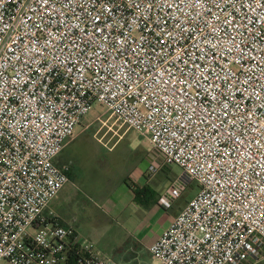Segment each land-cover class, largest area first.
Returning a JSON list of instances; mask_svg holds the SVG:
<instances>
[{
  "label": "built area",
  "instance_id": "obj_1",
  "mask_svg": "<svg viewBox=\"0 0 264 264\" xmlns=\"http://www.w3.org/2000/svg\"><path fill=\"white\" fill-rule=\"evenodd\" d=\"M96 104L199 186L155 260L264 264V0H0V263L121 264L48 211Z\"/></svg>",
  "mask_w": 264,
  "mask_h": 264
},
{
  "label": "rangeland",
  "instance_id": "obj_2",
  "mask_svg": "<svg viewBox=\"0 0 264 264\" xmlns=\"http://www.w3.org/2000/svg\"><path fill=\"white\" fill-rule=\"evenodd\" d=\"M72 140L61 158L75 161L73 178L86 210L84 213L81 208H75L77 223L83 228L87 240L106 257L121 258L126 252L124 243L115 236L119 224L107 221V209L119 199L120 194L115 190L122 180L131 185L140 181L158 193L184 184L182 196L177 200L183 207L199 190L196 182L184 177L180 167L162 164V156L146 136L123 126L100 104L94 105L85 116ZM152 163L160 166L155 176L149 173ZM68 164L73 166L72 162ZM123 189H127L126 185Z\"/></svg>",
  "mask_w": 264,
  "mask_h": 264
},
{
  "label": "crops",
  "instance_id": "obj_3",
  "mask_svg": "<svg viewBox=\"0 0 264 264\" xmlns=\"http://www.w3.org/2000/svg\"><path fill=\"white\" fill-rule=\"evenodd\" d=\"M72 141L67 142V147ZM61 157L60 155L58 158V165L70 167V175H68L70 182L51 202L48 211L54 212L64 225L73 226L77 234L82 239L87 240L84 230L78 225V220L75 216L77 211L75 208L85 209L84 200H81L76 180L73 178L72 172L75 171V161L73 159L64 160V158L62 160ZM69 162H72L73 166H70ZM125 185L127 189L124 190ZM134 190L140 191V195L135 194ZM167 190L158 193L150 188L148 184H140V181H137L135 185H131L127 181L122 180L115 190L120 194L119 199L115 203L110 204L107 209V221H115L119 224L115 230V236L122 244L124 243L126 252L121 258H110L102 255L96 248L95 250L103 258L111 259L121 264H161L151 256L149 248L161 237L174 218L184 208L182 202L178 201L174 202L170 210H165L159 206V199ZM142 192H145V194H142ZM85 212L86 210H84ZM87 214L90 215L91 212L88 211Z\"/></svg>",
  "mask_w": 264,
  "mask_h": 264
},
{
  "label": "trees",
  "instance_id": "obj_4",
  "mask_svg": "<svg viewBox=\"0 0 264 264\" xmlns=\"http://www.w3.org/2000/svg\"><path fill=\"white\" fill-rule=\"evenodd\" d=\"M165 167H168L167 165H165ZM68 175H70V172H68ZM135 191V194H138V195H140V191H137V190H134ZM142 194H145V192H142Z\"/></svg>",
  "mask_w": 264,
  "mask_h": 264
}]
</instances>
